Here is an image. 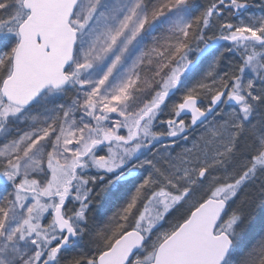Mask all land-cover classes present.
<instances>
[{"label":"snow or ice","instance_id":"6c2138e0","mask_svg":"<svg viewBox=\"0 0 264 264\" xmlns=\"http://www.w3.org/2000/svg\"><path fill=\"white\" fill-rule=\"evenodd\" d=\"M248 7L0 0V264H61L88 228L89 185L113 173L140 179L94 231L95 251L66 264H264V234L242 247L231 207L250 186L264 201V15L224 19ZM218 47L238 63L219 75L215 56L166 104Z\"/></svg>","mask_w":264,"mask_h":264},{"label":"trees","instance_id":"16d2710c","mask_svg":"<svg viewBox=\"0 0 264 264\" xmlns=\"http://www.w3.org/2000/svg\"><path fill=\"white\" fill-rule=\"evenodd\" d=\"M259 8L264 10V0H260ZM196 6V12L202 11L206 7L210 0H192ZM226 46V45H225ZM215 53H223L220 60V69L226 66L229 60V56H233L224 51V48ZM200 68L196 71L198 72ZM98 172V171H97ZM90 175V171L88 172ZM135 180L134 183L127 186L120 187L122 191L116 192L108 190L107 188H98V182L95 185H89L93 188L92 202L87 212L88 228L82 237L73 240L72 244L68 246L61 253V264H66L72 258L76 257L79 253L90 254L95 251L94 231L101 226L105 221L111 217V215L118 210V208L124 203L128 196L132 192V188L138 183ZM257 186H250L248 192L251 198H243L241 202V210L243 211V222L239 228L241 233L240 241L241 246H245L251 243L255 238L264 234V201L257 195ZM97 193H99L97 195ZM72 207V204L68 205ZM176 215V214H174Z\"/></svg>","mask_w":264,"mask_h":264},{"label":"rangeland","instance_id":"374dc122","mask_svg":"<svg viewBox=\"0 0 264 264\" xmlns=\"http://www.w3.org/2000/svg\"><path fill=\"white\" fill-rule=\"evenodd\" d=\"M247 3L249 5V7L247 9L241 10V12L236 13L233 16V19L231 18V16H228L227 14L224 16V19L229 20L230 22L233 23H237L239 19H247L249 16H261L264 15V10L260 9V0H247ZM219 22H217L216 27H214L209 33L208 35H218L219 34V27H218ZM222 44L227 46V43L221 42ZM203 45H201L202 47ZM220 55L219 53H215L213 52L212 55H209L207 57H204L201 59V61L195 65L194 67H192V69L190 68V70L188 72L185 73V75L181 78V84L178 86L177 90H174L173 94H170L169 98L166 100V104H168L169 106L173 103H176L180 100L181 96L184 94V92H186V90L190 87H192L193 85H195L198 81H200L202 79V77L204 76L205 72L208 70V66L211 63L212 59L217 56ZM192 58L195 59V52H193L192 54ZM228 63L226 64V66L221 67L220 69V63L219 66L216 69V72L219 75H222L225 71H229L230 67L235 64L238 63V58L235 56H229L228 57ZM198 68H200L198 70V72L196 71ZM72 99V94L69 93L68 96L64 97L62 101L59 102H63V103H70ZM208 104V98H204L203 99V106H207ZM222 107L225 108V111H230L231 109L228 106H224L222 105ZM35 114V113H34ZM114 115V114H113ZM168 116V112L167 109L165 110L164 115L161 117V119H166ZM213 119L212 116H210L209 120L211 121ZM218 119V118H217ZM187 121V120H186ZM21 130H26L27 126L25 124H21L20 125ZM157 130L158 131H165V127L161 126V125H157ZM203 126H199L197 127L193 132H192V136H199V134L201 132H203ZM190 140H191V136H190ZM168 140L167 138L165 139V143H167ZM180 143V147H177L175 149L176 152H180L182 147L184 146H188L185 145L183 142H179ZM144 157H141V159H143ZM92 175L94 171H97L95 169H92ZM91 175V176H92ZM9 191H11V189H8ZM5 194L3 192V189H0V195ZM241 202H243V197L242 200H237L236 203L232 204V208H241ZM243 222V220H242ZM241 226V224H240ZM165 227H167V225H165Z\"/></svg>","mask_w":264,"mask_h":264},{"label":"flooded vegetation","instance_id":"af4514ba","mask_svg":"<svg viewBox=\"0 0 264 264\" xmlns=\"http://www.w3.org/2000/svg\"><path fill=\"white\" fill-rule=\"evenodd\" d=\"M226 14L227 13H225V15ZM231 18L233 19V16H231ZM224 43H227V42H224ZM221 49H222V47H218L213 52H218ZM186 120H190V117H186ZM105 152H106V149H105ZM105 152H101L100 154H105ZM141 174H143V170H141ZM91 175H92V171L90 170V176ZM93 175L100 176V175H104V173L94 171L93 172ZM117 175H118L117 173L107 174L105 176V179L103 181H99L98 180L97 181L98 184H99L98 188L103 187V188H107L108 190L110 189V190H113V191H116V192H120V191H122V188H120V187L127 186L128 184L134 183L135 180H138L139 181V179H140V176L139 175H137V176H131V177H128L127 179H117L116 178ZM109 180L112 181L111 184L108 183ZM132 189H134V187ZM63 251L64 250H62V252Z\"/></svg>","mask_w":264,"mask_h":264}]
</instances>
